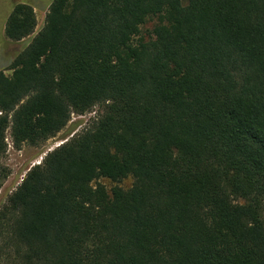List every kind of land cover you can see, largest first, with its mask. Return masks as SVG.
<instances>
[{"label":"trees","instance_id":"1","mask_svg":"<svg viewBox=\"0 0 264 264\" xmlns=\"http://www.w3.org/2000/svg\"><path fill=\"white\" fill-rule=\"evenodd\" d=\"M36 28L4 24L31 41L0 71V189L7 131L99 114L1 206L0 264H264V0H52Z\"/></svg>","mask_w":264,"mask_h":264},{"label":"rangeland","instance_id":"2","mask_svg":"<svg viewBox=\"0 0 264 264\" xmlns=\"http://www.w3.org/2000/svg\"><path fill=\"white\" fill-rule=\"evenodd\" d=\"M52 0H0V71L7 68L14 54H16L23 46L30 43L29 39L20 43H9L4 40L3 28L6 18L12 8L18 4H27L34 9L37 28L35 34L42 28L46 13ZM151 25H147L144 30H150ZM3 38V39H2ZM8 76L10 73L5 72ZM99 109L95 108L92 113L83 116L72 115L70 122L66 128L57 135L54 139L38 147H30L24 145L20 150H16L10 139V132L5 134V142L7 144V151L5 156L1 159V165L7 169L8 178L0 189V208L5 203L6 199L18 188L24 179L27 172L34 166L42 163L44 157L55 150L63 143L70 140L74 135L80 134L88 128L92 121L98 117ZM107 189L112 187L108 181H102ZM131 181H125L121 184L123 188H128Z\"/></svg>","mask_w":264,"mask_h":264},{"label":"crops","instance_id":"3","mask_svg":"<svg viewBox=\"0 0 264 264\" xmlns=\"http://www.w3.org/2000/svg\"><path fill=\"white\" fill-rule=\"evenodd\" d=\"M7 19V18H6ZM4 29V28H3Z\"/></svg>","mask_w":264,"mask_h":264}]
</instances>
